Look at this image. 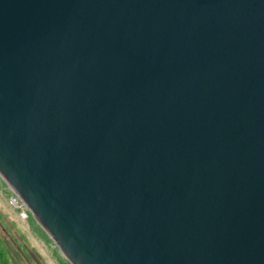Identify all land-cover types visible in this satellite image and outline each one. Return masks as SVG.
Wrapping results in <instances>:
<instances>
[{
  "label": "water",
  "instance_id": "water-1",
  "mask_svg": "<svg viewBox=\"0 0 264 264\" xmlns=\"http://www.w3.org/2000/svg\"><path fill=\"white\" fill-rule=\"evenodd\" d=\"M0 178L70 264H264V0H0Z\"/></svg>",
  "mask_w": 264,
  "mask_h": 264
},
{
  "label": "rangeland",
  "instance_id": "rangeland-1",
  "mask_svg": "<svg viewBox=\"0 0 264 264\" xmlns=\"http://www.w3.org/2000/svg\"><path fill=\"white\" fill-rule=\"evenodd\" d=\"M11 196L0 178V264H70L30 212L26 222L18 219Z\"/></svg>",
  "mask_w": 264,
  "mask_h": 264
},
{
  "label": "built area",
  "instance_id": "built-area-1",
  "mask_svg": "<svg viewBox=\"0 0 264 264\" xmlns=\"http://www.w3.org/2000/svg\"><path fill=\"white\" fill-rule=\"evenodd\" d=\"M9 205L17 212L18 219L21 222H26L29 219V211L25 208L21 200L13 193L9 199Z\"/></svg>",
  "mask_w": 264,
  "mask_h": 264
}]
</instances>
